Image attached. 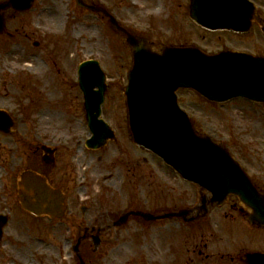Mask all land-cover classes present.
Here are the masks:
<instances>
[{"label": "rangeland", "instance_id": "rangeland-1", "mask_svg": "<svg viewBox=\"0 0 264 264\" xmlns=\"http://www.w3.org/2000/svg\"><path fill=\"white\" fill-rule=\"evenodd\" d=\"M139 3L160 6L159 0L153 3L140 0ZM131 4L130 0H106L104 5L115 7L124 15L132 12ZM146 13L149 17L150 11ZM3 15L0 107L8 110L14 123L9 134L0 135V154L5 157L6 170L10 172V194L0 195V211L11 219L7 232L13 246L12 259L17 262L16 257L31 256L30 253L38 251L42 245L37 239L52 241L46 236L64 235L76 239L87 224L103 230L99 251L116 256L112 259L116 264H208V261L197 260L199 250L224 254L264 251V229L251 226L246 213L238 211L232 198L227 205L210 210L205 219L194 222L185 223L177 218L147 222L138 218L119 227L109 225L127 207L160 213L198 203L194 184L182 180L157 156L131 141L122 92L129 68L125 61L131 58L129 48L101 19L79 11L72 0H34L25 11L7 8ZM30 21L39 26L37 30H32ZM153 22L167 27L162 20ZM87 24L91 25L89 29ZM47 33L58 34L55 47L46 42ZM171 38L185 47L251 51L245 38L235 33L204 32L188 27L162 34V39ZM221 39L224 44L219 42ZM11 48L15 49L14 53H5ZM29 52L32 53L29 59L36 60L41 68L35 73L24 70L26 64L13 63L15 57ZM86 58L97 59L108 77L101 117L115 132V138L97 150L84 145L90 132L81 96L77 87L75 93L68 82L77 64ZM120 61L123 65H119ZM49 77L58 87L54 94H45V88L54 85ZM70 94L74 100L70 98L72 95L68 98ZM181 101L196 130L226 147L247 174L264 188V103L242 98L214 103L190 90L181 92ZM43 106L47 107L45 111L38 110ZM57 107L62 109L61 113L55 110ZM42 143L57 147L55 163L42 162L41 151L35 150V146ZM34 166L65 194V210L59 219L35 217L17 202L18 174ZM3 186L6 189L5 183ZM82 205L86 207L84 212L80 210ZM99 220L103 226L99 225ZM105 224L109 225L107 229Z\"/></svg>", "mask_w": 264, "mask_h": 264}, {"label": "water", "instance_id": "water-1", "mask_svg": "<svg viewBox=\"0 0 264 264\" xmlns=\"http://www.w3.org/2000/svg\"><path fill=\"white\" fill-rule=\"evenodd\" d=\"M31 1L11 0L17 9L28 8ZM78 3L82 1L78 0ZM251 13V5L246 0H191L190 5V16L209 29L243 30ZM3 26L0 13V31ZM126 41L133 54L125 89L133 141L156 153L183 178L212 193V201L221 204L228 194L237 195L250 209V223L264 225V194L256 189L223 147L208 135L196 134L187 113L179 108L175 95V90L182 86L193 88L215 101L236 96L264 101V57L242 52L205 55L192 47H164L159 54L130 33H127ZM104 80L96 61L80 65L79 84L84 92L87 122L92 131L86 145L92 148L102 146L113 137L108 124L99 119ZM95 86L97 90H94ZM10 124L9 116L0 111V129L8 130ZM43 149L46 152L43 159L54 162L53 151L47 147ZM63 198L61 190L51 187L45 177L31 170L21 173L18 199L27 211L36 215L60 216ZM180 212L183 211L176 214ZM134 213L147 220L158 217L147 212ZM126 216H121L119 221ZM245 257L248 264H264V253H245Z\"/></svg>", "mask_w": 264, "mask_h": 264}, {"label": "flooded vegetation", "instance_id": "flooded-vegetation-1", "mask_svg": "<svg viewBox=\"0 0 264 264\" xmlns=\"http://www.w3.org/2000/svg\"><path fill=\"white\" fill-rule=\"evenodd\" d=\"M72 1L76 4L75 0ZM154 1L155 0H152V3ZM251 1L254 3V11L252 14L249 27L244 33H240V34L235 33V34L241 35V37L245 38L247 44L249 46L251 45V51H253L254 54L264 55V53L262 52L264 51V0H251ZM84 2L87 4H92V5L100 4L104 6L106 0H84ZM159 4L160 6L158 5L145 6L141 3L139 4V6L135 5L131 7L132 12L124 15H121L120 12H117L115 7H111L110 13L114 15V17H116L119 24L125 30H128L133 34L146 39L148 46H150L152 49L158 52H161V48L164 45H175L179 43L177 42V40L172 38L170 40L162 39V34L168 35L172 30L179 31L189 27V28H196L199 31L212 32L210 30L203 28L202 26L197 25L189 18V14H188L189 0H159ZM77 7L82 12H87L86 13L87 15H90L92 12L86 8H81L79 6ZM147 11H150L149 17L147 16L146 13ZM94 15L98 16L99 19H101L110 28V30L115 32V34L118 35L121 39L125 36V31L119 30L116 27L112 26L110 24L109 18L106 15L100 12H95ZM154 20L155 21L162 20V22L166 24L167 27L162 26V24L156 25L153 22ZM90 26L91 25L89 24L86 25L88 29L90 28ZM230 33H234V32L230 31ZM209 39L211 42H216L214 38H209ZM216 39L218 41V38ZM219 42H223L221 44L225 43L223 39H221ZM34 45H38V42H34ZM224 49H228V47H221L218 50L208 49L204 51L208 53H212ZM14 52L15 49L11 48L9 49V51L7 50L5 53L12 54ZM28 56L32 57L31 55H27V57ZM128 63L130 65L131 60L125 61V64ZM119 65H123V63L121 62ZM68 82H70V87L72 89L73 88L75 89V93H76V87L79 90L81 96V106L83 108L82 93L78 85H76V69L73 70L71 79ZM183 90L184 89L178 90V101L181 106H182L181 92ZM75 93L73 95H75ZM71 95L72 94L68 95V98ZM73 95L70 97L71 100H74ZM0 135L4 136L6 134L0 132ZM35 147H36L35 150L40 149L39 146H35ZM34 167L36 168V166ZM0 178H1L0 192H2V194L0 195L5 196L6 193L10 194V192L8 191L10 190V188L8 187L9 185L8 178H10V172L6 170L5 157L2 156L1 154H0ZM3 183L6 184V189L4 188ZM15 197L17 199V196ZM209 202H210V196L203 195L201 197V206L197 208L198 212L192 210L191 212L185 213L184 218L190 217L191 214L195 216H199L200 213H202L205 210L204 206H209ZM233 206L235 205L233 204ZM9 207L11 206L9 205ZM213 208H214L213 205L210 206V210H212ZM132 210H134L133 207H127L121 210L120 213L117 214V216L111 220V223H116L122 214L123 215L127 214L126 218L123 219V222L121 221L123 225H126L132 219H138L139 216L133 215L132 213L130 214L127 213V212H131ZM2 214L7 215V218H6V224L2 228H0V264H116L115 262L112 261V259L116 258V256L110 255V253L107 252L101 253L99 251L102 246L103 237H104L101 234V232L103 231L101 228H97V229L91 228L89 231L87 230L84 235L81 236L78 235L76 237V240H78L79 238L82 239V242L80 244L81 246L79 245V248L81 247V251L78 253H75L74 251L75 239H71L72 237L70 236L51 235V236H46V238L49 237L52 239V241L51 240L43 241L37 239L36 241L42 244L40 246V249L36 252H31L30 253L31 256L16 257V259H18L16 262L11 257V247L13 246L11 245L9 234L7 232V227L11 219L9 218L8 214L4 212L2 213L0 211V215ZM161 220L164 219H158V220L156 219V220H152L151 222H158ZM87 225H91L94 227V224H87ZM99 225H102L101 220H99ZM105 227L108 228V224H105ZM73 238H75V236H73ZM12 240L15 241L14 239ZM95 241L97 243L94 249L93 243ZM195 252L196 250H193V253ZM196 254H197L196 256L197 260L200 263L204 261L205 262L208 261L209 262L208 264H242L241 261L242 254L240 252H231V253L227 252L226 254L220 251L202 253V251L199 250L198 253ZM153 258H155V256H153Z\"/></svg>", "mask_w": 264, "mask_h": 264}, {"label": "bare ground", "instance_id": "bare-ground-1", "mask_svg": "<svg viewBox=\"0 0 264 264\" xmlns=\"http://www.w3.org/2000/svg\"><path fill=\"white\" fill-rule=\"evenodd\" d=\"M24 58H26V59H28V60L30 61V64H27V66H25V69H26V70H29V71H33V72H35V71H38V70L40 69V65H39V63H38L36 60H30L27 56L15 57V58L13 59V63H14V64H20V63H22V59H24ZM49 80H50V82H51V81L54 82V80L52 79V77H49ZM45 84L48 85V84L46 83V79H45ZM56 92H58V87H57V85H56L55 82H54V85H52V88L49 87V93H50V94H54V93H56ZM46 109H47V108H45V107L42 108L43 111H45ZM55 110H56L58 113H61V112H62V109H60V108L58 109V107H57V109L55 108Z\"/></svg>", "mask_w": 264, "mask_h": 264}]
</instances>
